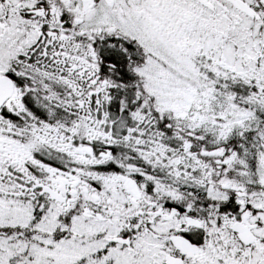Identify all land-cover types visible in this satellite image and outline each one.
Masks as SVG:
<instances>
[{
    "label": "snow or ice",
    "instance_id": "obj_1",
    "mask_svg": "<svg viewBox=\"0 0 264 264\" xmlns=\"http://www.w3.org/2000/svg\"><path fill=\"white\" fill-rule=\"evenodd\" d=\"M0 264H264V0H0Z\"/></svg>",
    "mask_w": 264,
    "mask_h": 264
}]
</instances>
